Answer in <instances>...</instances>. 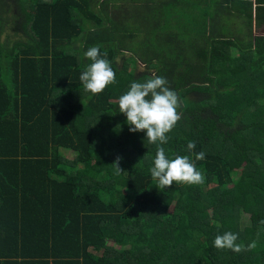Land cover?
<instances>
[{
    "label": "trees",
    "instance_id": "16d2710c",
    "mask_svg": "<svg viewBox=\"0 0 264 264\" xmlns=\"http://www.w3.org/2000/svg\"><path fill=\"white\" fill-rule=\"evenodd\" d=\"M227 16L191 0H0V264H264V38L225 36ZM93 46L117 81L98 95L79 79ZM153 75L181 101L162 147L203 152L202 184L159 189L157 145L119 111ZM229 231L256 247H214Z\"/></svg>",
    "mask_w": 264,
    "mask_h": 264
},
{
    "label": "clouds",
    "instance_id": "9594fccd",
    "mask_svg": "<svg viewBox=\"0 0 264 264\" xmlns=\"http://www.w3.org/2000/svg\"><path fill=\"white\" fill-rule=\"evenodd\" d=\"M91 63L81 73L79 79L84 89L93 95L102 93L109 85L115 84L116 73L110 62L101 57L100 47L93 46L85 53ZM107 56V53H104ZM120 113L126 116V122L130 126V132H144L150 144L157 145L153 165L149 171L151 177L156 180L159 189L168 188L173 182L180 184L199 185L205 180L201 170L197 169L195 161L203 160V152L196 153L195 159L189 156L176 155L169 158L162 145L168 143L171 132L181 120L182 114L178 111L181 101L177 93L168 87L165 77L153 75L145 82H132L129 90L121 95L118 100ZM196 147L189 141V151ZM119 160L113 163L117 174L122 172ZM264 222V221H262ZM238 234L225 232L214 239V247L220 250H231L234 253L250 251L256 247L252 242L247 247L238 243Z\"/></svg>",
    "mask_w": 264,
    "mask_h": 264
},
{
    "label": "crops",
    "instance_id": "0c3cea01",
    "mask_svg": "<svg viewBox=\"0 0 264 264\" xmlns=\"http://www.w3.org/2000/svg\"><path fill=\"white\" fill-rule=\"evenodd\" d=\"M197 6L227 8L225 36L254 43L256 38H264V0H191ZM251 30V41L245 36Z\"/></svg>",
    "mask_w": 264,
    "mask_h": 264
},
{
    "label": "rangeland",
    "instance_id": "374dc122",
    "mask_svg": "<svg viewBox=\"0 0 264 264\" xmlns=\"http://www.w3.org/2000/svg\"><path fill=\"white\" fill-rule=\"evenodd\" d=\"M90 1H95V0H90ZM92 9H93L94 11H96L95 6H93ZM26 13L28 14V12H26ZM9 34L12 35V33H9ZM82 38H83V36H82ZM12 39L15 41L17 38H16V36H15V37L12 38ZM63 155H64L68 160H70V161L75 160V157H74L73 154H71V153L63 152ZM124 192L127 193V191H124ZM251 222H252V219L250 220V218H248L247 221H246V225H250Z\"/></svg>",
    "mask_w": 264,
    "mask_h": 264
}]
</instances>
